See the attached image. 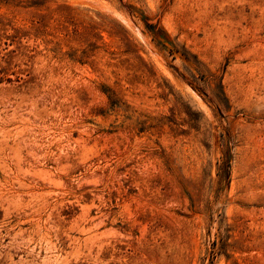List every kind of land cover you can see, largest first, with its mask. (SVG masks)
Here are the masks:
<instances>
[{"label": "rangeland", "instance_id": "rangeland-1", "mask_svg": "<svg viewBox=\"0 0 264 264\" xmlns=\"http://www.w3.org/2000/svg\"><path fill=\"white\" fill-rule=\"evenodd\" d=\"M57 263L264 264V0H0V264Z\"/></svg>", "mask_w": 264, "mask_h": 264}, {"label": "bare ground", "instance_id": "bare-ground-1", "mask_svg": "<svg viewBox=\"0 0 264 264\" xmlns=\"http://www.w3.org/2000/svg\"><path fill=\"white\" fill-rule=\"evenodd\" d=\"M49 237V236H48ZM50 246V245H49ZM38 248H39V246H38ZM46 248V247H45ZM39 250V249H38ZM38 252V251H37ZM44 252V251H43ZM6 256V255H5ZM10 256V255H9ZM59 256V255H58ZM6 258H9V257H6ZM57 258H59V257H57ZM11 260V259H10ZM56 261V260H55ZM59 261V260H58ZM58 264V263H57Z\"/></svg>", "mask_w": 264, "mask_h": 264}]
</instances>
